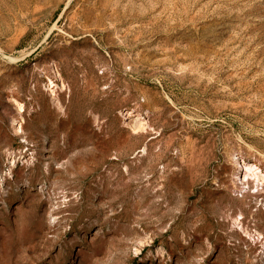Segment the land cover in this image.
<instances>
[{
  "label": "rangeland",
  "instance_id": "1",
  "mask_svg": "<svg viewBox=\"0 0 264 264\" xmlns=\"http://www.w3.org/2000/svg\"><path fill=\"white\" fill-rule=\"evenodd\" d=\"M0 264H264V0H0Z\"/></svg>",
  "mask_w": 264,
  "mask_h": 264
},
{
  "label": "bare ground",
  "instance_id": "2",
  "mask_svg": "<svg viewBox=\"0 0 264 264\" xmlns=\"http://www.w3.org/2000/svg\"><path fill=\"white\" fill-rule=\"evenodd\" d=\"M249 169H250V168H247L248 171H251V170H249ZM244 173H245V172H244ZM250 175L252 176L253 174H252V173H250V174H249V173H245V176H244V177H246V179H244V180H245V183H244L245 185H248V184H249V181H248L247 176H250Z\"/></svg>",
  "mask_w": 264,
  "mask_h": 264
}]
</instances>
